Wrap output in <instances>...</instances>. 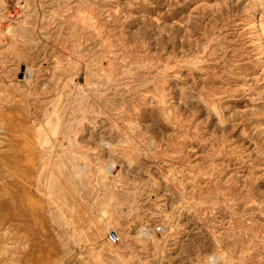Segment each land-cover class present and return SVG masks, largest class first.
Segmentation results:
<instances>
[{
	"label": "rangeland",
	"instance_id": "obj_1",
	"mask_svg": "<svg viewBox=\"0 0 264 264\" xmlns=\"http://www.w3.org/2000/svg\"><path fill=\"white\" fill-rule=\"evenodd\" d=\"M7 2L0 264H264V0Z\"/></svg>",
	"mask_w": 264,
	"mask_h": 264
},
{
	"label": "built area",
	"instance_id": "obj_2",
	"mask_svg": "<svg viewBox=\"0 0 264 264\" xmlns=\"http://www.w3.org/2000/svg\"><path fill=\"white\" fill-rule=\"evenodd\" d=\"M7 1L3 3V0H0V36L9 37L11 33L10 23L17 22L20 19H22L26 12L25 11L26 7L23 6L24 8L21 10V15H18V17L16 18L14 13L10 12L9 10L10 4ZM15 12L18 13L20 11H15ZM111 240L112 242H117L118 241L117 234H112Z\"/></svg>",
	"mask_w": 264,
	"mask_h": 264
},
{
	"label": "bare ground",
	"instance_id": "obj_3",
	"mask_svg": "<svg viewBox=\"0 0 264 264\" xmlns=\"http://www.w3.org/2000/svg\"><path fill=\"white\" fill-rule=\"evenodd\" d=\"M23 19H24V16L19 21L10 23V29H11V31H13V28H15L17 25H20L23 22ZM248 30L251 31L254 34L253 37H252L253 46H255L257 48H260L261 47L260 42L262 40H264L263 39V28H262V26L260 24V21L254 20V21L249 22L248 23ZM11 33H10V35H11Z\"/></svg>",
	"mask_w": 264,
	"mask_h": 264
},
{
	"label": "crops",
	"instance_id": "obj_4",
	"mask_svg": "<svg viewBox=\"0 0 264 264\" xmlns=\"http://www.w3.org/2000/svg\"><path fill=\"white\" fill-rule=\"evenodd\" d=\"M14 15H15V17L17 18L18 15H21V12H18V13L14 12Z\"/></svg>",
	"mask_w": 264,
	"mask_h": 264
}]
</instances>
